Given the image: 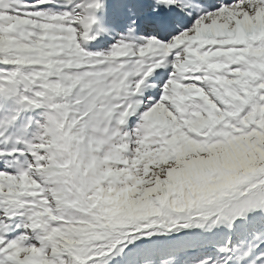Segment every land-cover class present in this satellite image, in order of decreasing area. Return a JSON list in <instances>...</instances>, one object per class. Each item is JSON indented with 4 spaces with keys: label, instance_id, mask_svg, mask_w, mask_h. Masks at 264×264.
I'll use <instances>...</instances> for the list:
<instances>
[{
    "label": "snow or ice",
    "instance_id": "obj_1",
    "mask_svg": "<svg viewBox=\"0 0 264 264\" xmlns=\"http://www.w3.org/2000/svg\"><path fill=\"white\" fill-rule=\"evenodd\" d=\"M0 264H264V0H0Z\"/></svg>",
    "mask_w": 264,
    "mask_h": 264
}]
</instances>
